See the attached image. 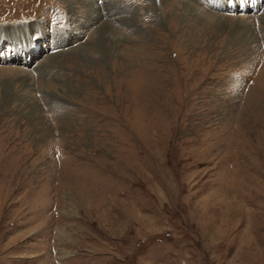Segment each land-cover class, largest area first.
I'll use <instances>...</instances> for the list:
<instances>
[{
  "label": "rangeland",
  "instance_id": "374dc122",
  "mask_svg": "<svg viewBox=\"0 0 264 264\" xmlns=\"http://www.w3.org/2000/svg\"><path fill=\"white\" fill-rule=\"evenodd\" d=\"M0 264H264V0H0Z\"/></svg>",
  "mask_w": 264,
  "mask_h": 264
}]
</instances>
